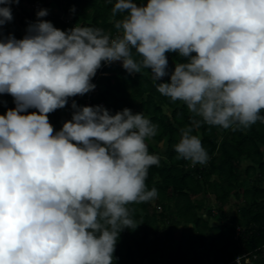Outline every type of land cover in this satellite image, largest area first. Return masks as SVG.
<instances>
[{"label":"clouds","instance_id":"clouds-1","mask_svg":"<svg viewBox=\"0 0 264 264\" xmlns=\"http://www.w3.org/2000/svg\"><path fill=\"white\" fill-rule=\"evenodd\" d=\"M19 2L0 0V30ZM106 3L114 36L79 24L58 29L42 19L47 9L21 39L0 32V94L16 105L0 115V264H114L120 233L140 224L129 205L157 197L145 182L160 162L147 144L159 126L143 113L73 100L60 130L49 121L95 89L102 63L121 61L129 74L150 69L161 95L200 118L195 128L264 124V0ZM168 53L183 60L171 73ZM193 131L180 129L176 159L206 164Z\"/></svg>","mask_w":264,"mask_h":264},{"label":"trees","instance_id":"trees-1","mask_svg":"<svg viewBox=\"0 0 264 264\" xmlns=\"http://www.w3.org/2000/svg\"><path fill=\"white\" fill-rule=\"evenodd\" d=\"M73 7L74 12L70 11ZM111 8L106 0H20L11 5L13 20L0 32L21 39L37 20V11L47 9L42 19L58 29L79 24L102 28L114 36ZM167 56L171 73L183 60L176 53ZM150 71L129 74L116 61L98 69L94 77L100 90L92 97V105L104 101L112 114L129 108L159 126L147 144L160 162L149 168L145 182L158 195L152 201L129 205L140 224L120 233L114 264H217L245 254L241 264H264V124L258 121L233 131L201 122L195 128L193 120L200 118H194L182 102L161 95ZM160 82H170V75ZM85 96L69 98L65 108L49 114L54 130L71 119L73 100L87 106ZM15 106L11 95L0 94V115ZM186 126H193V134L201 137L209 156L206 164L192 166L190 161L176 159L173 146Z\"/></svg>","mask_w":264,"mask_h":264},{"label":"built area","instance_id":"built-area-1","mask_svg":"<svg viewBox=\"0 0 264 264\" xmlns=\"http://www.w3.org/2000/svg\"><path fill=\"white\" fill-rule=\"evenodd\" d=\"M108 65H110V64L102 63V66H101V68L99 70L101 71L102 68H104L105 66H108ZM92 83H94L96 85L95 89L93 91L87 93L86 96L84 97L87 106H95V105H92V97L94 95H96L99 92V90H100V88L98 87V84L95 82V78H93ZM98 105H102L104 107L106 106L104 101H101ZM246 256H248V254H245V255L239 256V257L245 258ZM234 263H236V259L231 260V261H227V262L226 261H222V262H219L217 264H234Z\"/></svg>","mask_w":264,"mask_h":264},{"label":"rangeland","instance_id":"rangeland-1","mask_svg":"<svg viewBox=\"0 0 264 264\" xmlns=\"http://www.w3.org/2000/svg\"><path fill=\"white\" fill-rule=\"evenodd\" d=\"M168 111H169V110L167 109L166 112H168ZM161 146H162V145H161ZM245 164H246V163H245ZM211 198L213 199V197H211ZM227 207H229V206H227Z\"/></svg>","mask_w":264,"mask_h":264}]
</instances>
